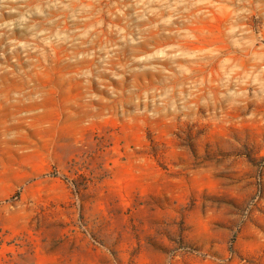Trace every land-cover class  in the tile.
<instances>
[{
    "label": "rangeland",
    "instance_id": "rangeland-1",
    "mask_svg": "<svg viewBox=\"0 0 264 264\" xmlns=\"http://www.w3.org/2000/svg\"><path fill=\"white\" fill-rule=\"evenodd\" d=\"M0 264H264V0H0Z\"/></svg>",
    "mask_w": 264,
    "mask_h": 264
}]
</instances>
